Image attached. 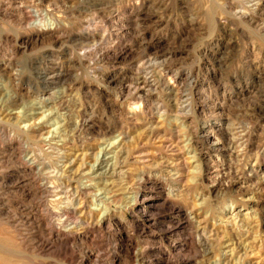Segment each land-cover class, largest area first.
Masks as SVG:
<instances>
[{
    "label": "rangeland",
    "instance_id": "obj_1",
    "mask_svg": "<svg viewBox=\"0 0 264 264\" xmlns=\"http://www.w3.org/2000/svg\"><path fill=\"white\" fill-rule=\"evenodd\" d=\"M0 106V264H264V0H0Z\"/></svg>",
    "mask_w": 264,
    "mask_h": 264
},
{
    "label": "bare ground",
    "instance_id": "obj_2",
    "mask_svg": "<svg viewBox=\"0 0 264 264\" xmlns=\"http://www.w3.org/2000/svg\"><path fill=\"white\" fill-rule=\"evenodd\" d=\"M83 1H84V0H83ZM34 9H35V8H34ZM31 11H32V10H31ZM55 11H56V10H55ZM34 13H35V12H34ZM36 16H37L36 18H38V15H36ZM42 21H43V20H42ZM48 26H49V25H48ZM49 27H50V26H49ZM49 27H48V28H49ZM36 28H38V27H36ZM43 28H45V27H43ZM54 29H55V28H54ZM54 29H53V30H54ZM37 30H38V29H37ZM50 30H51V29H50ZM51 60H52V59H51ZM52 61H53V60H52ZM53 62H54V61H53ZM55 66H56V65H55ZM55 68H56V67H55ZM50 71H51V70H50ZM44 73H45V72H44ZM42 74H43V73H42ZM46 74H48V73H46ZM58 75H61V74L59 73ZM58 75H57V76H58ZM52 77H53V76H52ZM62 77H63V76H62ZM46 78H47V80H48V79L50 80V77L46 76ZM46 78H45V79H46ZM51 79H53V78H51ZM47 80H46V81H47ZM42 81H43V80H42ZM172 81H173V80H172ZM43 82H44V81H43ZM54 82H55V81H54ZM49 83H50V82H49ZM45 84H46V83H45ZM54 84H55V83H54ZM55 85H56V84H55ZM46 90H47V89H46ZM47 94H48V93H47ZM8 100H9V99H8ZM11 100H12V99H11ZM11 100H10V101H11ZM19 100H20V99H19ZM10 101H9V102H10ZM2 103H3V102H2ZM13 105H14V104H13ZM2 106H3V105H2ZM0 107H1V106H0ZM5 107H6V105H5ZM0 109H1V108H0ZM5 111H6V110H5ZM0 113H1V110H0ZM1 115H2V114H1ZM1 115H0V116H1ZM0 118H1V117H0ZM10 119H11V118H10ZM7 122H8V121H7ZM84 124H86V121H85ZM85 126H86V125H85ZM85 126H84V127H85ZM80 127H81V126H80ZM80 127H79V128H80ZM81 130H82V129H81ZM23 133H24V132H23ZM28 133H29V132H28ZM38 135H39V134H38ZM173 135H174V134H173ZM173 140H174V139H173ZM227 142H228V141H227ZM43 143H44V142H43ZM44 145H45V144H44ZM48 145H49V144H48ZM163 146H164V145H163ZM45 147H46V146H45ZM49 147H50V146H49ZM176 148H177V147H176ZM22 149H23V148H22ZM48 149H49V148H48ZM28 151H29V150H28ZM55 151H56V149H55ZM60 151H61V150H60ZM26 152H27V151H26ZM58 153H60V152L58 151ZM58 153H57V154H58ZM83 153H84V152H83ZM83 153L81 154L82 156H83ZM141 153H142V152H141ZM25 154H26V153H25ZM62 154H63V153H62ZM123 154H124V153H122V155H123ZM198 154H199V153H198ZM32 155H34V153H33ZM140 155H141V154H140ZM79 156H80V155H79ZM28 157H29V156H28ZM60 157H61V155H60ZM83 157H84V156H83ZM26 158H27V157H26ZM35 158H36V157H35ZM81 158H82V157H81ZM108 158H109V157H108ZM111 158H112V157H111ZM41 159H42V158H41ZM35 160H36V159H35ZM35 160H34V162H35ZM103 160H105V159H103ZM103 160H102V161H103ZM107 160H108V159H107ZM120 160H121V159H120ZM99 161H101V160L99 159ZM99 161H98V162H99ZM27 162H28V161H27ZM34 162H33V163H34ZM119 162H120V161H119ZM181 162H182V161H181ZM69 163H70V162H69ZM71 163H72V162H71ZM116 163H117V161H116ZM172 163H173V162H172ZM26 164H27V163H26ZM34 164H35V163H34ZM173 164H174V163H173ZM66 165H67V164H66ZM103 165H104V164H103ZM107 165H108V163H107ZM116 165H117V164H115V166H116ZM179 165H180V164H179ZM30 166H31V165H30ZM35 166H36V165H35ZM41 166H42V165H41ZM69 166H70V165H69ZM78 166H79V165H78ZM97 166H98V164H97ZM111 166H113V165H111ZM122 166H123V165H122ZM170 166H171V165H170ZM183 166H184V165H183ZM183 166H182V167H183ZM49 167H50V166H49ZM42 168H43V167H42ZM42 168H41V169H42ZM52 168H53V167H52ZM55 168H56V167H55ZM104 168H105V166H104ZM113 168H114V167H113ZM123 168H124V167H123ZM169 168H170V167H169ZM175 168H177V167H175ZM50 169H51V168H50ZM68 169H70V168H68ZM82 169H83V168H82ZM37 170H40V168L37 169ZM37 170H35V171H37ZM45 170H46V169H45ZM66 170H67V169H66ZM112 170H113V169H112ZM114 170H115V169H114ZM51 171H52V170H51ZM84 171H85V170H84ZM43 172L45 173L46 171H43ZM43 172H42V173H43ZM72 172H73V171H72ZM49 173H50V172H49ZM81 173H82V172H81V170H80V174H81ZM102 173H105V172H102ZM39 174H40V173H39ZM47 174H48V173H47ZM67 174H68V173H67ZM82 174H84V173H82ZM114 174H115V172H114ZM116 174H117V173H116ZM40 175H41V174H40ZM78 175H79V174H78ZM84 175H86V174H84ZM100 175H101V174H100ZM109 175H110V174H109ZM117 175H118V174H117ZM52 176H53V175H52ZM65 176H66V175H65ZM106 176H107V175H106ZM112 176H114V175H112ZM82 177H83V175H82ZM46 178H47V177H46ZM76 178H77V177H76ZM54 179H58V178H54ZM175 180H176V179H175ZM45 187H46V186H45ZM50 187H51V186H50ZM49 189H50V188H49ZM52 189H54V187H53ZM70 189H71V188H70ZM87 189H88V188H87ZM54 190H55V189H54ZM54 190H53V191H54ZM84 190H85V189H84ZM53 191H52V192H53ZM86 191H87V190H86ZM80 192H81V190H80ZM80 192H79V193H80ZM62 193H63V192H62ZM49 194H50V193H49ZM61 196H63V195H61ZM75 196H76V195H75ZM75 196H74V197H75ZM84 196H86V195H84ZM53 197H54V196H53ZM79 197H80V196H79ZM51 199H52V198H51ZM64 199H65V198H64ZM77 199H78V198H76V200H77ZM81 199H82V198H81ZM85 199H86V198H85ZM57 200H59V199H57ZM72 200H73V199H72ZM74 200H75V199H74ZM83 200H84V199H83ZM62 201H63V200H62ZM62 201H61V202H62ZM64 201H65V200H64ZM67 202H68V201H67ZM76 202H77V201H76ZM84 202H85V201H84ZM82 203H83V202H82ZM57 204H58V202H57ZM60 204H61V203H60ZM62 204H63V203H62ZM76 204H77V203H76ZM78 204H79V203H78ZM53 205H54V204H53ZM55 205H56V204H55ZM66 205H67V204H66ZM68 205H69V204H68ZM56 206H57V205H56ZM62 206H64V205H62ZM69 206H71V204H70ZM51 207H52V206H51ZM73 207H74V206H73ZM73 207H72V208H73ZM53 208H54V207H53ZM77 209H78L79 211H81V214H84V209H87V208H85V207L83 206V204H82V205H80ZM63 211H64V210H63ZM66 211H67V210H66ZM193 211H194V210H193ZM54 212H55V211H54ZM56 212H57V211H56ZM62 213H63V212H62ZM65 213H66V212H65ZM54 214H55V213H54ZM54 214H53V215H54ZM57 214H59V213H57ZM87 214H88V213H87ZM53 215H52V216H53ZM59 216H60V215H59ZM67 216H68V215H67ZM67 216H65V217H67ZM72 216H73V214H72ZM60 217H61V216H60ZM58 218H59V217H58ZM67 218H68V217H67ZM55 219H56V218H55ZM81 219H82V218H81ZM65 220H66V219H65ZM71 220H72V219H70V221H71ZM76 220H77V219H76ZM59 221H61V219H60ZM79 221H80V220H79ZM83 221H84V220H83ZM77 222H78V220H77ZM197 222H200V221H197ZM73 223H74V222H73ZM200 223H201V222H200ZM200 223H199V224H200ZM53 224H54V223H53ZM53 224H50V225H53ZM71 224H72V223H71ZM58 225H59V224H58ZM67 225H68V224H67ZM72 225H73V224H72ZM72 225H71V226H72ZM85 225H86V224H85ZM68 226H70V225H68ZM202 226H203V225H202ZM46 227H47V226H46ZM57 227H58V226H57ZM198 227H199V226H198ZM198 227H197V228H198ZM204 227H205V226H204ZM58 228H59V227H58ZM70 228H71V227H70ZM52 229H53V228H52ZM61 229H62V228H61ZM74 231H75V230H74ZM57 232H58V231H57ZM69 234H70V233H69ZM217 235H218V234H217ZM56 236H58V235H56ZM61 236H62V235H61ZM68 236H69V235H68ZM200 236L202 237V235H200ZM200 236H199V237H200ZM59 237H60V236H59ZM215 237H216V236H215ZM202 238H203V237H202ZM217 239H218V238H217ZM203 240H204V238H203ZM205 240H206V239H205ZM214 240H215V239H214ZM201 242H202V241H201ZM204 242H205V241H204ZM204 245H205V244H204ZM23 248H24V247H23ZM225 260H226V259H225Z\"/></svg>",
    "mask_w": 264,
    "mask_h": 264
}]
</instances>
